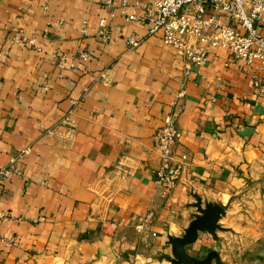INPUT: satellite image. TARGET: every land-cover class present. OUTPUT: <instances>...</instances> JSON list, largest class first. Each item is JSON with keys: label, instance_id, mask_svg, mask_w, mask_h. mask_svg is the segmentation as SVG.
I'll return each instance as SVG.
<instances>
[{"label": "crops", "instance_id": "crops-1", "mask_svg": "<svg viewBox=\"0 0 264 264\" xmlns=\"http://www.w3.org/2000/svg\"><path fill=\"white\" fill-rule=\"evenodd\" d=\"M154 1L0 0V166L29 150L25 175L0 191L10 215L0 225V264H194L176 260L172 241L201 215L198 205L228 214L237 190L264 172V95L250 73L221 47L193 66L128 20ZM19 33L35 46L13 44ZM55 52L75 68L60 67ZM252 71L264 79L260 63ZM176 104V151L188 163L167 188L154 134ZM224 218L180 254L220 264Z\"/></svg>", "mask_w": 264, "mask_h": 264}, {"label": "built area", "instance_id": "built-area-1", "mask_svg": "<svg viewBox=\"0 0 264 264\" xmlns=\"http://www.w3.org/2000/svg\"><path fill=\"white\" fill-rule=\"evenodd\" d=\"M130 2L122 0V5L127 6ZM103 3L112 6L114 0H103ZM141 7L143 14L129 15L128 20L146 26L148 35L161 34L163 42L176 47L193 66L205 64L211 48L231 50L236 63L250 73L254 92L264 95V79L257 71H252L256 63H260L261 70H264V0H155ZM100 27L101 35L108 38L106 19L101 20ZM12 43L35 46L34 40L21 33L13 36ZM140 43L136 37L128 38L132 48ZM52 56L59 61L60 67L75 68L74 64H69L65 54L55 52ZM82 57L91 59L92 54L82 53ZM187 71L189 73L190 69ZM101 75L106 76L105 73ZM183 95L184 91L179 97ZM180 114L181 109L176 104L175 110L165 116L164 125L154 134L155 148L161 157L158 182L167 188L176 185L188 163V155H180L176 151L183 136L179 126ZM66 120L73 121L72 116L68 115ZM28 152L24 149L8 165L0 166V191L12 176L25 175L20 164ZM1 196L0 193V200ZM9 218L8 213L0 210V225ZM7 244L16 246L18 242L11 238Z\"/></svg>", "mask_w": 264, "mask_h": 264}, {"label": "rangeland", "instance_id": "rangeland-1", "mask_svg": "<svg viewBox=\"0 0 264 264\" xmlns=\"http://www.w3.org/2000/svg\"><path fill=\"white\" fill-rule=\"evenodd\" d=\"M227 209L220 263L264 264V172L237 190Z\"/></svg>", "mask_w": 264, "mask_h": 264}, {"label": "water", "instance_id": "water-1", "mask_svg": "<svg viewBox=\"0 0 264 264\" xmlns=\"http://www.w3.org/2000/svg\"><path fill=\"white\" fill-rule=\"evenodd\" d=\"M198 206L201 215L197 216V218L191 223L187 234L182 238H176L172 241L174 245V255L179 262L189 261L194 264L197 263L196 261L181 255L180 246L195 242L198 239L200 229L215 233V231L221 227L219 224L221 217L226 215L224 207L218 204H210L206 208H203L201 204ZM215 256L220 262L217 253Z\"/></svg>", "mask_w": 264, "mask_h": 264}]
</instances>
